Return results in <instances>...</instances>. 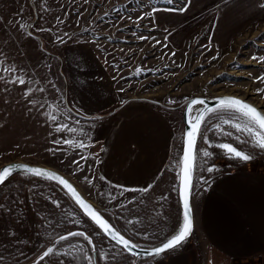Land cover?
Segmentation results:
<instances>
[{"label":"rangeland","instance_id":"1","mask_svg":"<svg viewBox=\"0 0 264 264\" xmlns=\"http://www.w3.org/2000/svg\"><path fill=\"white\" fill-rule=\"evenodd\" d=\"M257 1L258 4L253 0H223L222 10L219 8L222 5L212 4L204 11L213 16L217 8L224 11L235 4L237 8L262 9L264 0ZM184 4L185 0H174L171 4L168 0H0V61H3L0 66L14 64L19 72L28 69L29 88L33 89L28 96L24 95L26 90H7V97H1L0 107L11 106L12 111L7 115L0 111V166L11 160H25L58 169L77 184L115 227L120 231L125 227L128 234L121 232L141 246L165 241L174 234L178 222H182L179 169L165 170L147 192L141 191L144 188L128 191L107 188L97 181L93 171L96 146L89 150L55 143L57 140L84 142L79 119L89 118L73 113L67 105L63 57L75 44L89 46L105 57L117 84L127 88L129 94L137 95L136 99L163 109L175 127L173 159L177 162L181 158L184 130L182 109L188 97L210 98L232 93L264 109V92L257 93L258 88L264 89V82L257 79L264 76V62L252 59L264 56V8L251 25L226 32L220 30L224 18L239 14H221L222 24H216V16L207 21L206 13L192 14L191 6L187 13L179 11ZM153 10L151 17L138 19ZM57 37H62L64 42H59ZM41 88L44 91H39ZM201 106H193L191 120ZM226 119L230 120L229 124L223 123ZM246 122L242 115L231 111L203 115L200 132L206 139L197 134L192 162L193 189L204 183L201 177L210 180L229 168H264V150L253 147L247 133L232 127L235 123L243 127ZM59 125L77 130L58 132ZM222 143L250 154L252 159L231 158L218 147ZM203 150L212 155L204 157ZM82 156L88 158L81 160ZM73 161H79V167ZM213 164L216 171L210 174L206 169ZM18 174L15 172L0 184V205H3L0 264H29L53 245L60 254L44 259L50 264H82V258L83 264H89L88 257L91 264H146L155 257L125 255L114 248V242L58 182L35 174L30 177ZM85 176L95 178L93 183H86ZM53 201H59L60 206ZM76 219L81 223H73ZM69 231H85L93 238L96 250L83 237H70L57 244L59 236ZM65 249L70 255L64 254Z\"/></svg>","mask_w":264,"mask_h":264},{"label":"crops","instance_id":"2","mask_svg":"<svg viewBox=\"0 0 264 264\" xmlns=\"http://www.w3.org/2000/svg\"><path fill=\"white\" fill-rule=\"evenodd\" d=\"M221 2L223 0H192L189 7L192 14L206 13L207 21L216 16V24H222L221 14H239L224 18L220 30L226 32L251 25L255 15L263 9L237 8L235 4L220 11L224 6ZM212 4L222 5L213 16L204 11ZM63 60L69 104L85 117L109 111L106 115L79 119L87 148L97 147L93 158L97 181L107 188L113 186L127 191L151 185L174 158L176 132L169 116L157 105L136 99L137 95L129 94L127 88L117 84L105 57L89 46L73 45L66 50ZM11 66L14 72L3 71L5 66H0V75L5 77L0 80V102L1 97L9 94L7 90L29 89L28 69L19 72L18 66ZM14 75L23 76L26 84L9 83ZM0 108L3 115L12 111L11 106ZM101 176L105 179H100ZM190 201L193 230L189 237L175 250L155 256L146 264H264L262 166L223 170L207 184L192 189ZM40 264L50 263L43 260Z\"/></svg>","mask_w":264,"mask_h":264},{"label":"snow or ice","instance_id":"3","mask_svg":"<svg viewBox=\"0 0 264 264\" xmlns=\"http://www.w3.org/2000/svg\"><path fill=\"white\" fill-rule=\"evenodd\" d=\"M168 2L171 4L174 2V0H168ZM192 0H185L184 7L180 8L179 11H187L188 6L191 4ZM262 8H264V4L261 5ZM153 11H149L144 13L142 16L138 17V19L142 20L145 17H151L153 15ZM25 25H20V27H24ZM31 35V33H29ZM66 35V34H65ZM59 42L63 43L62 37H57ZM141 39H147L146 37H141ZM253 60H258L259 62H264V56L261 57H252ZM0 63H3V61H0ZM3 71L6 72H14L15 69L12 66H7L3 69ZM139 71V70H138ZM5 77L0 75V80H4ZM257 79L261 82H264V76L257 77ZM9 83H19L21 85L26 84V80L23 76H13L11 81H8ZM33 89L29 88L25 91L24 95L28 96ZM39 91H44V89H39ZM264 92V89H257V93ZM32 103H36V101H32ZM205 101L202 99H192L188 102L186 105V111L188 114H191L193 111L194 105H204ZM219 110L224 111H231L232 113H239L246 119L245 125L242 127L240 123L232 124V127L236 129L237 132H245L247 133L248 137L251 138V142L253 147H258L261 150H264V114H261L258 109L238 98L235 97H223L220 98L218 101V105L215 109L213 108H200L197 109V118L195 120H189V124L191 126V130L187 133V142L186 146L183 148V156L175 163V168L179 169V172L177 173L179 179L182 182L183 185V192L181 193L183 198V216H182V222H178L176 229L174 230V234L170 237L166 238L164 242L160 244V246L154 247L151 251H147L146 253L149 256H158L162 253H165L169 250H175L178 246H180L191 234L193 230V217H192V208L190 204V185H191V173L193 170L192 160H193V147L196 142L197 134L206 139V137L203 136V133L200 132V126L201 122L203 121V113L204 112H215ZM51 119L55 120V116H51ZM79 121H77V124ZM224 124H229L230 120H224ZM219 128V125H217ZM67 130L68 132L74 133L77 129L70 127L69 125H59L57 126L56 131H64ZM225 135H231V133H223ZM256 137H260L259 140L255 139ZM238 141L240 140V137L238 136L236 138ZM245 143L247 141H244ZM55 143L60 144H68L71 147L79 148V149H85L89 145L84 143L83 141H73V140H63V141H55ZM218 147L222 150H226L225 154L230 156L231 158H239L243 161H249L252 159V156L250 154H245L243 151L237 150V148L233 147L231 144L228 143H222L218 145ZM51 151V149H50ZM204 157H208L212 155L211 152L208 150H203L202 152ZM88 157L82 156L81 160H86ZM73 163L77 164L79 167V161H73ZM182 165V166H181ZM13 168H19V169H26L28 173L35 174L37 177L43 176L44 178L56 181L60 185L63 186L64 189H67L68 194L71 198H73L74 202L79 206L80 209H82L83 213L91 218V220L98 226L100 230L103 231L104 234L108 238H110L114 244V248H119L121 252H127L132 255H139V253L133 252V249L137 247L130 239H126L124 235H122L117 229H115L112 225L109 224V222L102 218L101 213L94 209L93 205L87 203L81 194L77 191V189L65 178L60 176L59 174L51 171H45L43 169L37 168V167H31L27 165H11L6 166L2 170H0V183H3L6 179V177L10 176L12 174ZM206 171L208 173H213L216 171V166L213 164L210 167H207ZM95 178L90 179L89 177L85 176L84 180L88 184H92ZM100 179H105V177L101 176ZM201 179L204 181L205 184L208 183V180L204 177H201ZM152 186L148 185L141 191L147 192L150 190ZM123 194V192H121ZM53 203L59 207L60 202L59 201H53ZM0 207H3V205H0ZM71 215V213H69ZM73 223L79 224L81 221L79 219H76L73 221ZM128 223H132V221H128ZM70 237H83L84 240L88 242L89 245H92L93 251H95V245L93 244V238L85 231H69L66 233V235H60L59 239L57 241V244L60 242L67 241ZM74 247V246H72ZM59 251L56 250V246L53 245L51 247H47V249L40 255L35 262V264H40L41 261H43L45 258L49 257L50 255H59ZM64 254L70 255V253L65 249ZM107 255V254H106ZM89 261V264H91V257L87 258Z\"/></svg>","mask_w":264,"mask_h":264},{"label":"water","instance_id":"4","mask_svg":"<svg viewBox=\"0 0 264 264\" xmlns=\"http://www.w3.org/2000/svg\"><path fill=\"white\" fill-rule=\"evenodd\" d=\"M223 97H235V98H238L254 107H256L258 109V111L261 112V114H264V111H263V108L260 106V105H257L255 103H253L252 101L246 99V98H243L239 95H235V94H232V93H222V94H219L217 96H214V97H206V96H202V95H193V96H190L186 99V101L184 102V106H183V109H182V122H183V126H184V130H183V137H182V149H181V157L183 156V148L186 146V142H187V133L188 131L191 130V126L189 124V120H191V114H188L187 111H186V105L188 104V102L192 99H202L205 101V104L202 105L200 108H211L215 105H218V101L220 98H223ZM206 112L203 113V115L205 114ZM197 118V113L194 117L193 120H195ZM197 138V137H196ZM195 146V145H194ZM193 152H194V147H193ZM193 152H192V155H193ZM193 162V160H192ZM11 165H27V166H31V167H37V168H40V169H43L45 171H51V172H55L57 174H59L60 176H62L63 178L67 179L76 189L77 191L81 194V196L83 197V199L93 205L94 209L99 211L101 213V216L103 219L107 220L109 222L110 225H112L115 229H117L122 235H124L117 227H115L108 219L107 217L101 212V210L94 204V202L88 198L82 191L81 189L77 186V184L70 178L68 177L67 175H65L63 172L59 171L58 169H55L51 166H48V165H44V164H40V163H36V162H28V161H25V160H11V161H7V162H4L1 166H0V170H2L4 167L6 166H11ZM193 165V163H192ZM182 166V165H181ZM20 171H24V172H27L26 169H19V168H13L12 169V174H14L15 172H20ZM11 174V175H12ZM9 177V176H8ZM7 178V177H6ZM1 184V183H0ZM191 184H192V173H191ZM67 190V189H66ZM183 192V185H182V182L181 180L178 178V197H179V200H180V206H181V210H182V213H183V198H182V195L181 193ZM190 199H191V185H190ZM190 204H191V201H190ZM79 207V206H78ZM82 210V209H81ZM87 216V215H86ZM90 218V217H89ZM91 219V218H90ZM101 232L103 233V231L101 230ZM104 234V233H103ZM106 235V234H104ZM125 236V235H124ZM126 239H130L129 237L125 236ZM131 240V239H130ZM132 243H134L135 245H137V247L135 249H133V252L135 253H139V255H135V256H149L147 255L146 253V250L147 251H151L154 247H157V246H160V243H157L155 245H152V246H141V245H138L136 244L133 240H131ZM164 242V241H163ZM37 259L34 261L36 262ZM34 262H30L29 264H32Z\"/></svg>","mask_w":264,"mask_h":264},{"label":"trees","instance_id":"5","mask_svg":"<svg viewBox=\"0 0 264 264\" xmlns=\"http://www.w3.org/2000/svg\"><path fill=\"white\" fill-rule=\"evenodd\" d=\"M67 105H68L70 111H72L73 113L79 115V112H78L77 110H74L73 107L70 106L68 103H67ZM108 113H109V111H107V112H97V113L87 114L86 116H87V117H93V116H95L96 114H98V115H106V114H108ZM80 115H81V113H80ZM83 116H84V115H83ZM176 141H177V140H176V135H175L173 143H176ZM175 163H176V161H175V160L173 159V157H172V158L169 160V162H167V164L165 165V167L163 168L161 174H163V173L165 172V170H167V169H168L169 171H175V170H177V168H175ZM194 170H195V169H194V165H193L191 190L193 189ZM161 174H160V176H161ZM18 175H20V176H22V177H28V176L30 177V176H33L34 174H32V173H28V172H24V171H20ZM120 228H121V227H120ZM121 231H123V232H125L126 234H128V232H127V230H126L125 227H124V228H121ZM130 237L133 238L132 236H130ZM124 254H125V255L133 256L132 254H129V253H127V252H124ZM81 261H82L81 263L83 264V263H84L83 258H82Z\"/></svg>","mask_w":264,"mask_h":264},{"label":"bare ground","instance_id":"6","mask_svg":"<svg viewBox=\"0 0 264 264\" xmlns=\"http://www.w3.org/2000/svg\"><path fill=\"white\" fill-rule=\"evenodd\" d=\"M263 111H264V109H263ZM191 116V115H190Z\"/></svg>","mask_w":264,"mask_h":264}]
</instances>
